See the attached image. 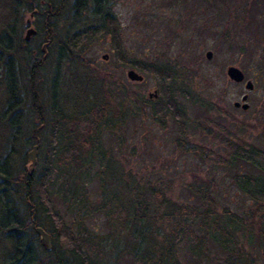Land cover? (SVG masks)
Here are the masks:
<instances>
[{
	"label": "rangeland",
	"instance_id": "374dc122",
	"mask_svg": "<svg viewBox=\"0 0 264 264\" xmlns=\"http://www.w3.org/2000/svg\"><path fill=\"white\" fill-rule=\"evenodd\" d=\"M105 1L114 15L109 24L112 26L92 12V0L78 10L67 0L53 31L41 23L37 25L33 11L18 12L21 37L29 25L35 28L27 43L31 54L40 49L44 52L50 44L46 51L49 57L38 72L47 115L51 116L52 104L59 112L69 113L71 106L86 109L103 96L113 119L117 117L120 123L100 136L103 151L111 150L108 162H114L107 163L105 170L115 165L125 178L130 174L135 180L163 181L165 192L173 200L188 198L187 183L211 179L216 207H228L241 217L234 233L245 264H264V239L259 234V216L264 211V0ZM206 49L212 50L210 57ZM32 57L29 61L33 63ZM229 63L243 69V80L235 81L226 74ZM149 64L170 67L174 72V97L186 115L181 140L177 138L180 126L173 113L168 110L160 121L153 111L158 98L148 97V92L158 90V78ZM23 66L22 62L16 64L21 88L30 71H23ZM129 67L141 72L143 78H129ZM246 78L253 82L250 89L244 85ZM107 89L113 91L112 97ZM243 92H247L246 108L234 104L235 100L243 101ZM1 99L2 84L0 103ZM42 126L47 137L50 126ZM6 134V127L0 123V143ZM183 139L187 145L180 142ZM239 145H253L252 157L257 165L233 150L240 149ZM89 150H93L92 145ZM36 155L33 171L45 162L43 151H36ZM24 164L25 169L30 167ZM242 172L256 177L252 187L237 178ZM102 173L95 162L87 183L92 201L101 199L103 184L107 188ZM50 196L59 216L67 224L73 223L75 231L74 215L56 193ZM84 221L92 231L109 235L102 211H94ZM48 239V246H62L50 234ZM211 248L221 253L217 246ZM107 249L113 264H132L128 252L116 257V249L109 244ZM180 258L185 264L215 261L212 255L210 260H198L185 250Z\"/></svg>",
	"mask_w": 264,
	"mask_h": 264
},
{
	"label": "trees",
	"instance_id": "16d2710c",
	"mask_svg": "<svg viewBox=\"0 0 264 264\" xmlns=\"http://www.w3.org/2000/svg\"><path fill=\"white\" fill-rule=\"evenodd\" d=\"M66 1L0 0V123L7 130L0 143V264H113L107 256L108 244L117 250L116 257L128 252L132 264H185L180 258L182 250L196 255L198 260L204 257L210 260L212 255L213 264H245L234 233L241 217L228 207H216L211 179L187 183L188 198L173 200L165 192L163 181L135 180L130 174L125 178L115 165L105 170L107 163L114 162H108L111 150L103 151L100 136L120 123L117 117L113 119L103 96L86 109L71 106L69 113L59 112L52 104L51 116L47 115L38 72L49 57L46 51L50 44L44 52L40 49L31 54L28 39L20 36L18 12L33 11L36 24L53 31ZM88 1L71 0L70 4L78 10L85 8ZM91 10L101 15L103 23L112 26L109 24L114 15L106 8L105 0H92ZM31 56L35 64L29 61ZM20 62L25 64L23 71L30 70L22 88L16 69ZM148 67L158 78L156 95H148L158 98L153 111L160 121L168 110L173 113L181 132L177 138L181 140L185 136L181 127L186 115L174 97V72L163 65ZM107 93L112 97L113 91L107 89ZM46 123L50 126L47 137L42 131ZM180 142L187 145L185 139ZM35 143H38L36 151L39 154L43 151L45 158L37 172L31 170L36 161L27 156V150ZM91 145L93 150H89ZM233 150L257 165L252 157L253 145ZM25 162L30 166L27 169ZM95 162L103 171L107 187L103 184L100 188L98 201H92L87 188ZM237 178L250 187L256 179L243 172ZM255 185L260 186L258 180ZM52 193L74 215L75 231L73 223L67 224L59 216ZM94 211L104 213L108 236L92 231L85 224L86 217ZM259 218V234L264 239V211ZM37 225L59 239L62 246H46L35 229ZM211 245L221 249V253L213 251Z\"/></svg>",
	"mask_w": 264,
	"mask_h": 264
},
{
	"label": "water",
	"instance_id": "95a60500",
	"mask_svg": "<svg viewBox=\"0 0 264 264\" xmlns=\"http://www.w3.org/2000/svg\"><path fill=\"white\" fill-rule=\"evenodd\" d=\"M35 32V28L31 25H29L26 28L25 31V35L24 38L28 39L30 34ZM205 54L207 57H210L212 55V50L211 49H206ZM103 56H106V53L103 54ZM225 72L226 74L233 80L235 81H240L243 80L245 77L244 71L241 67H239L238 65L234 64V63H229L226 65L225 68ZM126 74L129 78L131 79H136V80H141L143 78V74L139 71H137L136 69L129 67L126 70ZM244 85L247 89L252 88L253 86V82L250 78H246ZM156 88H154L152 91L148 92L149 96H153L156 95ZM247 97V92H243L241 95V99L243 100L242 102H240L239 100H235L234 104L235 105H241L243 108H246L248 106V101L246 100ZM38 143H35L34 145L31 146V148L27 151V156L31 159L32 162L35 161V154H36V149H37ZM35 229L37 230V232L40 235L41 240L44 242V244L46 246H48V238H49V233L48 231H46L43 227L37 225L35 226Z\"/></svg>",
	"mask_w": 264,
	"mask_h": 264
}]
</instances>
